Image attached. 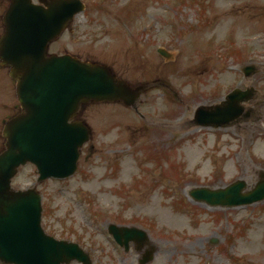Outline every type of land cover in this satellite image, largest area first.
<instances>
[{"label": "rangeland", "instance_id": "obj_1", "mask_svg": "<svg viewBox=\"0 0 264 264\" xmlns=\"http://www.w3.org/2000/svg\"><path fill=\"white\" fill-rule=\"evenodd\" d=\"M84 2L87 12L76 18L72 33H64L49 51L108 61L130 84L149 83L152 90L140 96L139 113L112 104L86 107L82 115L93 137L82 150L77 174L37 188L45 231L91 249L94 264H114L110 253L115 264L138 258L114 251L106 230L110 223L147 232L157 250L149 264L264 262V201L214 210L187 196L193 188L238 179L252 184L264 167V160L256 159L264 158V136L249 145L248 138L243 144L231 132L184 127L194 107L219 97L216 86L233 84L234 74L220 71L229 64L226 42L245 43L233 61L264 60L263 47L255 45L264 41V0H203V15L201 7L179 0ZM105 29L109 33L102 35ZM8 85L0 72V89ZM7 103L2 96L0 104ZM262 125V120L251 123L250 132ZM35 174L31 166L21 168L12 187L30 186Z\"/></svg>", "mask_w": 264, "mask_h": 264}, {"label": "water", "instance_id": "obj_2", "mask_svg": "<svg viewBox=\"0 0 264 264\" xmlns=\"http://www.w3.org/2000/svg\"><path fill=\"white\" fill-rule=\"evenodd\" d=\"M20 1L13 0L5 15V20L8 18L7 33L2 44L6 50H13L9 39L14 32L11 22L21 25L31 15L30 8L26 6L16 10ZM72 9L71 2L51 3L45 11L44 27L47 30L42 35L37 33L38 36L29 38L35 50L32 54L28 52L18 62L20 69L26 72L18 93L25 114L6 126L4 135L8 140L7 149L0 155V261L5 264H68L72 260L89 264L87 256L76 245L54 241L42 233L39 228L38 196L33 191L14 192L10 190L9 182L16 167L27 159L38 165L42 178L50 175L64 177L72 173L76 150L87 139L82 127L66 124L77 104L87 99H114L130 106L140 91H131L94 65L75 62L68 57L44 61L43 52L47 42L61 30L70 18ZM13 17L17 18L16 22L12 20ZM4 54L12 63L8 51H4ZM206 115L199 114L198 120H208ZM243 188L244 183L239 182L216 192L195 191L193 196L222 206L250 204L264 199V183L248 194L241 193ZM109 233L116 240L121 236H145L136 229L114 226L109 227ZM150 258L151 252H148L143 262Z\"/></svg>", "mask_w": 264, "mask_h": 264}, {"label": "flooded vegetation", "instance_id": "obj_3", "mask_svg": "<svg viewBox=\"0 0 264 264\" xmlns=\"http://www.w3.org/2000/svg\"><path fill=\"white\" fill-rule=\"evenodd\" d=\"M260 78H257L256 80H259ZM254 87H256V86H254ZM256 100H254V101H252V103H251V106L250 107H253L254 106V104H256ZM14 109H15V111H16V107L14 106Z\"/></svg>", "mask_w": 264, "mask_h": 264}]
</instances>
